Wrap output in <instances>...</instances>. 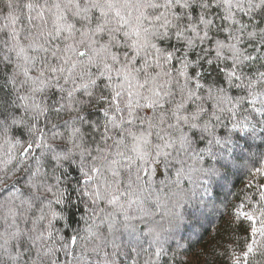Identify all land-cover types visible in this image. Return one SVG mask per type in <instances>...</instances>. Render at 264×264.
Segmentation results:
<instances>
[{"label":"snow or ice","instance_id":"1","mask_svg":"<svg viewBox=\"0 0 264 264\" xmlns=\"http://www.w3.org/2000/svg\"><path fill=\"white\" fill-rule=\"evenodd\" d=\"M241 169L264 264V0H0V264H177Z\"/></svg>","mask_w":264,"mask_h":264},{"label":"trees","instance_id":"2","mask_svg":"<svg viewBox=\"0 0 264 264\" xmlns=\"http://www.w3.org/2000/svg\"><path fill=\"white\" fill-rule=\"evenodd\" d=\"M229 179L228 188L219 194L218 200L215 201V207L209 205L204 216H201L199 220H191L178 235L177 239L180 236L185 238L181 241L185 248L178 254L177 264H184V262L187 264H229L228 258L220 255L224 249L222 245H218L220 236L217 235V228H222L220 215L227 214L225 204L236 203V196L240 194L247 182L245 170L241 169L239 173L230 176ZM236 234L243 237L245 233L240 228L236 230ZM240 242L243 243L242 240ZM214 246L216 252L212 251ZM173 249H175L174 244Z\"/></svg>","mask_w":264,"mask_h":264}]
</instances>
